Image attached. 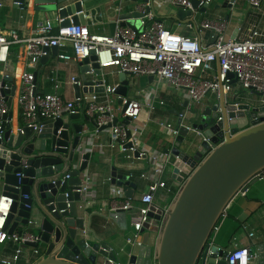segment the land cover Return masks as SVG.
I'll use <instances>...</instances> for the list:
<instances>
[{"label":"water","instance_id":"95a60500","mask_svg":"<svg viewBox=\"0 0 264 264\" xmlns=\"http://www.w3.org/2000/svg\"><path fill=\"white\" fill-rule=\"evenodd\" d=\"M15 1L24 4L30 0ZM86 1L33 0L39 10L55 11L61 19V27L70 22H82V4ZM150 2L152 5L153 0ZM190 2L193 8L197 7L198 0ZM145 11L153 12L150 7ZM206 11L207 5L199 8L200 13ZM188 15H191L189 9L176 7L171 18L194 23L191 17L185 18ZM142 16L143 13L135 7L120 19H139ZM139 24L140 21H135L134 27ZM44 51L46 54L40 58V63L50 54L54 57L58 49L51 46ZM91 53L78 63L76 81L80 80L81 85L73 84L74 96H79L81 91H103V73ZM215 65L218 73L217 60ZM91 68L93 71L88 73ZM127 75L125 72L117 74L114 94L120 96L118 104L129 93L131 84ZM12 80L8 76L3 78V94L11 86L12 95ZM235 81L233 77L232 82ZM187 113L192 130L180 127L172 150L166 151L172 175L181 185L165 211L161 229L157 231L154 225L145 223L140 239L130 244L129 256L125 260L93 234L94 241L88 240L85 233L92 232L84 226V219L77 215L76 202L82 199L84 186L81 173L85 172L91 156V152L86 150L89 141L86 129L77 120L82 117L95 126L94 120L85 114L63 113L47 120L37 118L41 129H33L17 120L14 125L20 128L17 132L11 131V121L4 124L0 138V181L2 195L12 199L4 229L8 234L15 232L19 224H28L33 209L39 211V242L30 245L37 248L41 245L43 249L32 264H195L200 255L202 263H205L207 239L225 208L239 189L253 184L257 181L256 174L264 172V107L246 103L234 105V99L226 98L219 82L218 95L211 107L188 109ZM255 116L259 118L252 119ZM4 118L11 120V112ZM116 122L117 117L98 130H105ZM128 122L129 118H122L123 124ZM191 133L199 138H190ZM204 137H209V141ZM216 142L217 145L212 144ZM131 146L130 142L126 144L127 148ZM133 154L140 157L138 150ZM127 179V176L111 175V183L121 186L125 195L131 197L135 184ZM152 209L156 214L149 215L156 220L151 222L157 224L161 211ZM211 249L218 252L216 264H225L226 252L217 251L215 245ZM215 257V254L209 255L206 264H214ZM258 257L259 264H263L264 244L258 248ZM0 264L14 263L0 260Z\"/></svg>","mask_w":264,"mask_h":264},{"label":"built area","instance_id":"2783aa9c","mask_svg":"<svg viewBox=\"0 0 264 264\" xmlns=\"http://www.w3.org/2000/svg\"><path fill=\"white\" fill-rule=\"evenodd\" d=\"M162 1L191 11V15L185 17L186 19L190 17L194 19V23L185 22L189 32L182 34L166 28L164 23L156 19L151 11H145L146 7H151V2L148 1L144 5L137 6V9L143 13L137 28L129 24H120L110 35L92 33L81 22H70L69 25L61 27L59 26L61 19H58V25L49 19H45L33 34L26 37L20 36L16 29L8 31L0 29V64L7 62L10 46L19 44L22 47L19 58L25 62L28 68L19 74L17 104L20 108L22 124L31 126L33 129H41L42 125L37 123V118L47 120L60 117L63 113H83L94 120V131L98 132L99 127L111 124L116 118L112 106L120 96L114 94L116 85H104V80L102 92H83L70 100L65 99L56 91L60 87V82L56 79H52L53 91L43 92L39 90L36 74L31 68L36 67L40 58L46 54L44 48L51 46H55L59 50L68 46L69 52H57L56 55L61 60L74 63H80L84 58L91 56V52H93L96 58L95 62L101 71L104 68L115 67L118 72H125L133 77H152L156 85L151 90L155 92L158 84L169 85L173 90L182 92L188 103L198 104L209 93L218 95L220 82L225 96L235 86L240 90L247 91L248 94L242 91L241 97L238 94L233 97L234 105L249 104L247 100L250 99L249 96L256 94L259 99L258 105L254 106L264 107V32L255 27L243 38H226L227 19H197L196 17L203 14L199 12V8L208 5L211 0H198L196 8L191 6L190 0ZM243 1L254 9L261 8L262 0ZM196 29L208 31L209 39L207 42L202 43L200 41L198 32H194ZM216 60L220 67L218 73L215 67ZM92 71L91 68L88 73ZM233 77L236 79L235 82H232ZM70 83L81 85V81H76V77H71ZM2 88V81L0 80V138L3 134L4 124L10 122L4 118L8 114L9 108L8 97L1 92ZM153 99L154 95L151 94L144 98L122 97L119 104L121 117L129 118L130 122L140 115L143 107L152 111L154 109ZM258 118L259 116H255L252 119ZM129 122L128 124L116 122L106 129L109 147H117L120 151L128 152L127 157H130L135 150L139 151L140 156L144 155L145 152L137 148V141L130 135V132H139L135 127H131ZM157 125L165 128L175 138L179 135L180 127H182L180 125L175 127L171 123L163 121H157ZM183 127L188 131L192 130L189 126ZM19 129L15 128L14 132ZM204 139L209 141V137H204ZM128 142L132 145L130 148L126 147ZM212 144L217 145L218 143ZM166 160L163 161L156 154L149 157L148 170L139 175L140 178L149 182L147 191L140 198V205H133L126 197L123 188L112 184L109 213L115 217L118 211H131L130 222L134 235L133 238L128 237L126 239L128 244L135 241L145 223L154 225L157 231L162 227L165 211L169 204L159 208L153 205V200L155 193L160 188L166 187L165 181L161 179ZM17 175L19 176V173ZM65 177L68 176L65 175ZM256 177L257 179H264V172L256 174ZM107 182H111V177L107 178ZM82 190H85L84 186ZM243 190L239 189L235 195H244L245 191ZM11 203L10 197L0 195V244L6 240H11L16 245L11 259L3 260L4 263H14L24 245L39 242L38 232L31 229L26 228L11 234H8L7 229H4ZM152 208L161 211L157 224L151 222V220H156L149 215L150 213L156 214ZM224 215L225 212L220 216L207 239L205 263H202V256L200 255L195 264H206L209 255L212 254L216 255L214 264L218 261V252L214 253L211 247L215 245L214 236ZM30 223L31 221L28 219L27 225ZM253 234L250 232L248 236L252 237ZM31 246L33 247V254L37 255L39 249L34 245ZM215 246H217V251L226 252L225 264H259L256 249L238 247L230 250L218 245Z\"/></svg>","mask_w":264,"mask_h":264},{"label":"crops","instance_id":"0c3cea01","mask_svg":"<svg viewBox=\"0 0 264 264\" xmlns=\"http://www.w3.org/2000/svg\"><path fill=\"white\" fill-rule=\"evenodd\" d=\"M147 1L150 2V0ZM1 2L0 29L4 31L16 29L20 36L26 37L33 34L45 19H49L55 25H58L59 18L56 12L39 10L38 5L33 0L24 4H20L15 0H1ZM144 3L142 0L137 2L132 0H87L82 4L83 17L81 23L86 25L92 33L110 35L115 31L117 25L129 24L134 26L135 21L139 22L140 18L120 19V17L124 13L134 10L135 7L144 5ZM150 8L153 11V16L160 19L169 30L182 34L189 32L185 22L171 18L176 10L175 6L162 0H153ZM196 17L197 19H227L228 25L225 37L240 39L255 27L264 32V0H262L260 9L248 6L243 0H232L230 3L227 0H211L207 5V11ZM197 30L194 32H198L200 41L202 43L207 42L209 39L208 31ZM21 49V45L12 44L7 62L0 64V80L2 81L6 76L13 79L12 95L11 86L5 92L8 97L7 100L10 99L8 112H11L10 121L13 124V132L15 122L20 120L21 116L17 104L19 74L22 70L28 69L25 62L19 58ZM63 51L69 52L70 49L68 46L64 49H58V53ZM31 70L36 74L39 90L43 92L53 91L52 79H56L60 82V87L56 91L62 97L67 100L75 97L70 78L79 75L78 63L61 60L57 55L53 57L50 54L45 61L38 62L36 67L31 68ZM102 73L104 85H117L118 70L115 67L104 68ZM126 78L132 85H135V94L128 93L127 97L144 98L150 94L154 95V109L149 111V109L143 107L140 115L129 122V125L135 127L139 132H130V135L137 141V148L145 152L146 158L142 157L143 155L135 157L133 154L127 157L128 152L120 151L117 147L110 148L106 129L95 132L94 126L89 121L83 120L82 117L77 120V123L86 129L89 137L86 150L91 152L86 170L81 173L84 178L85 190L82 199L76 202L77 215L84 219V226L92 232L85 233L88 240L94 241V235L101 241H105L123 260L129 256L131 246L126 239L128 237L133 238L134 235L130 222L131 211H118L115 217L109 213L112 183L107 182V178L111 177L112 174L127 176V180L134 183L135 186L132 188L131 197H126L133 205H140V198L147 191L149 182L140 178L139 175L148 170L149 157L156 154L165 161L168 158L166 151L170 152L174 146L175 137L170 135L165 128L159 127L157 121L168 122L175 127L179 125L189 126L190 115L187 113L188 109L211 107L217 97L216 93H209L198 104L188 103L182 92L173 90L169 85L158 84L155 92L151 90L156 85L153 78L150 79L147 76L133 77L129 74ZM237 89L239 88L235 86L232 91L226 94V98L231 100L236 94L241 97L243 93L240 89L239 91ZM81 93L83 92L81 91ZM117 105L119 104L116 100L112 107L117 122L122 123L120 108ZM178 120H180L179 123ZM193 137L199 138L191 133L190 138L194 139ZM130 174L132 176H129ZM161 179L165 181L166 187L160 188L155 193L153 200V205L159 208L171 202L181 185L180 181L173 177L172 167L167 160ZM243 191H245L244 195H235L227 205L223 220L214 236V243L230 250L238 247H249L250 250L256 249L258 251L259 246L264 244V179H257ZM0 195H2L1 181ZM29 220L31 221L29 225L19 224L16 231L27 228L38 232L41 215L37 209H33ZM250 232L254 233L252 237L248 236ZM139 239L140 233L135 240ZM15 247L16 245L11 240L1 243L0 260H10ZM38 249L41 254L42 246L40 245ZM38 254H33L31 245H24L14 264H32Z\"/></svg>","mask_w":264,"mask_h":264},{"label":"rangeland","instance_id":"374dc122","mask_svg":"<svg viewBox=\"0 0 264 264\" xmlns=\"http://www.w3.org/2000/svg\"><path fill=\"white\" fill-rule=\"evenodd\" d=\"M105 77H107V76H105ZM130 84L131 85H130L129 93H131V95H133V94H135V85H132V83H130ZM237 91H239V89H237ZM237 91H235V92H237ZM241 91H244V90L241 89ZM244 92H245V94H248L247 91H244ZM249 98L250 99H247V100L251 106L258 105V99H259L258 95L253 94V95L249 96ZM115 103H116V100H115ZM117 107H119V105H117Z\"/></svg>","mask_w":264,"mask_h":264},{"label":"trees","instance_id":"16d2710c","mask_svg":"<svg viewBox=\"0 0 264 264\" xmlns=\"http://www.w3.org/2000/svg\"><path fill=\"white\" fill-rule=\"evenodd\" d=\"M156 19H158V18H156ZM160 20V19H159Z\"/></svg>","mask_w":264,"mask_h":264}]
</instances>
